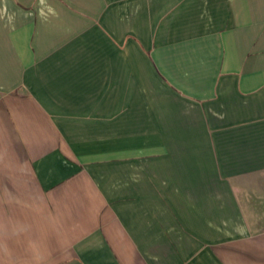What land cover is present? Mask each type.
Returning a JSON list of instances; mask_svg holds the SVG:
<instances>
[{"label": "crops", "instance_id": "0c3cea01", "mask_svg": "<svg viewBox=\"0 0 264 264\" xmlns=\"http://www.w3.org/2000/svg\"><path fill=\"white\" fill-rule=\"evenodd\" d=\"M0 264H264V0H0Z\"/></svg>", "mask_w": 264, "mask_h": 264}]
</instances>
